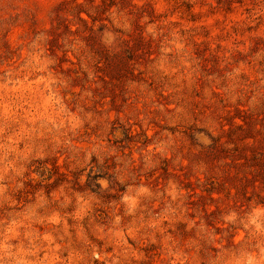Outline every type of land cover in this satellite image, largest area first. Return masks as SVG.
I'll return each mask as SVG.
<instances>
[{"label":"rangeland","instance_id":"374dc122","mask_svg":"<svg viewBox=\"0 0 264 264\" xmlns=\"http://www.w3.org/2000/svg\"><path fill=\"white\" fill-rule=\"evenodd\" d=\"M0 264H264V0H0Z\"/></svg>","mask_w":264,"mask_h":264}]
</instances>
